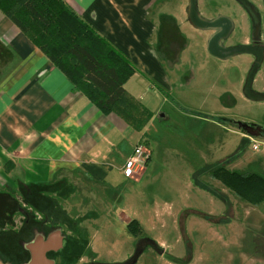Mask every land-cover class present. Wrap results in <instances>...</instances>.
Returning a JSON list of instances; mask_svg holds the SVG:
<instances>
[{"label": "crops", "instance_id": "1", "mask_svg": "<svg viewBox=\"0 0 264 264\" xmlns=\"http://www.w3.org/2000/svg\"><path fill=\"white\" fill-rule=\"evenodd\" d=\"M65 1L133 63L136 72L124 88L151 112L152 117L142 131L137 132L117 116L103 115L87 97L74 92L63 73L0 12V195H14L22 190L23 197L32 195L42 202L55 199L54 207L59 215V198L67 200V206L62 209L63 218L59 219H63L62 223L73 220V242L85 238L88 241L84 243L89 244L107 236L111 227L126 225L127 229L129 212L133 213L131 221H136L143 229L135 214L142 206V201L140 207L136 205L138 198L141 200L142 190L145 187L157 190V182L163 173H167L164 168L173 171L181 167L183 175L178 181H183L185 173L191 169L190 161L198 167L201 160L203 168L205 155L200 146L205 147V133L213 132L209 142L213 145L217 142L220 147L222 124L218 120L224 118L217 117L215 111L208 114L188 112L189 115L187 110H181L185 118L181 126L185 129L176 127L174 131L196 150L195 154L200 156L196 161L190 160L177 147L160 148L161 141L154 136L159 114L146 104L149 98L160 96L168 100L172 93L184 97L195 94L201 100L207 96L204 91L206 81L198 73L200 66L195 49L208 55L206 46L211 32L190 25L188 0ZM196 7L205 19L217 17L205 15L201 0H197ZM224 16L231 20L234 30L235 21ZM161 36L167 42L162 46ZM191 43L195 44L194 50ZM231 59L222 62L230 64ZM189 73L191 79L186 78ZM222 97L221 93L211 97L219 109L222 108ZM207 115L210 118H206ZM160 118L165 119L163 115ZM224 120L237 123L232 119ZM138 144L149 150L148 165L142 175L125 177L122 169ZM156 148L160 149L163 165L153 171ZM175 187L160 189L179 197ZM105 196L108 199L102 200ZM166 201L156 199L152 203L157 207L155 221L160 211H164L163 206L168 205ZM112 203L113 207L117 206L116 211L110 206ZM84 205L89 211L80 213ZM29 206L27 203V211L31 212ZM72 212L73 218L69 216ZM92 226L98 228L88 230ZM143 234L158 245L157 237ZM62 236L63 230L48 236L44 243L47 248L40 255L29 251L36 264H50L46 253L60 249Z\"/></svg>", "mask_w": 264, "mask_h": 264}, {"label": "rangeland", "instance_id": "2", "mask_svg": "<svg viewBox=\"0 0 264 264\" xmlns=\"http://www.w3.org/2000/svg\"><path fill=\"white\" fill-rule=\"evenodd\" d=\"M201 1L205 15L215 17L226 15L235 21L233 34L225 41V46L251 43L252 22L237 0ZM247 1L261 16L259 36L260 40L264 41L263 2ZM163 38L161 36V46L167 43L162 40ZM190 46L193 47L192 50L195 49L194 43ZM195 54L200 66L199 76L206 81L205 100H201L195 94L184 97L172 93V97H167L168 100L158 96L157 99L149 98L146 102L148 107L159 114L154 136L161 141L160 148L177 147L194 161L198 157L195 154L196 150L192 149L184 138V141L179 138L182 137L180 133L174 131L176 127L185 129L183 125L181 126L185 119L181 110H187L184 111L186 113L197 111L206 114L215 111L219 118L264 128V100L252 101L243 92L246 73L251 67L252 59L246 55H239L233 57L229 64L215 60L197 48ZM186 78L191 79L192 74H187ZM253 80L255 82L252 84V91L264 95V61ZM151 92L149 93L153 94ZM218 93L223 95L221 109L214 105L213 99L211 100L213 94ZM208 95L211 97L208 98ZM178 99H181V102ZM162 115L165 119L160 118ZM205 117L210 118L208 115ZM221 124L220 147L217 146V142L214 145L212 141L209 142L213 132L205 133V147L200 146L201 152L205 155L203 168L201 160L198 161V167H194L190 161L191 169L185 173L183 181H178L183 175L181 167L173 171L164 168L167 173H163L155 187L160 189L181 184L174 188L179 191V197H175L171 192L168 195L161 189L158 191L151 187L142 190L141 200L138 198L136 204L140 207L142 201V206L135 214L143 225V232L150 234L148 236L154 239L157 237L159 250L153 247L146 248L135 264H264V204L250 206L234 197L220 181L212 177V171L223 162L228 171L264 176L262 149L264 139L246 133L234 123ZM255 143H262L257 151L253 149ZM159 154L160 149H154L151 166L153 171L159 170V166L163 165ZM21 191H16L14 195H0L2 264H36L28 249L33 246L35 234L40 233L43 237L41 243L44 244L48 236L61 230L63 243L60 249L46 253L50 264L131 263L130 258L135 253L139 239L127 231L126 225L115 229L111 227L107 236L89 244L84 243L88 241L85 238L74 239L73 242V220L62 223L63 219H59L63 218L62 209L67 206L65 203L67 200L59 198V215L55 211V199L42 202L32 195L30 198L23 197ZM106 199H108L106 196L102 198ZM156 199L167 200L168 204L163 206L164 211H160L157 221H155L157 207L152 204ZM27 203L31 212L27 211ZM110 206L117 210L113 203ZM87 211L89 208L84 205L79 212ZM69 216L73 218V212L69 213ZM132 217V212L127 213V223ZM96 228L98 226H92L88 230Z\"/></svg>", "mask_w": 264, "mask_h": 264}, {"label": "trees", "instance_id": "3", "mask_svg": "<svg viewBox=\"0 0 264 264\" xmlns=\"http://www.w3.org/2000/svg\"><path fill=\"white\" fill-rule=\"evenodd\" d=\"M0 12L63 73L73 91L87 97L103 115L113 114L137 132L147 125L151 112L124 88L136 72L133 63L65 0H0ZM212 177L248 204L264 202V178L257 174L228 171L223 162ZM127 230L139 239L130 264L146 248L159 250L136 221L129 222Z\"/></svg>", "mask_w": 264, "mask_h": 264}, {"label": "water", "instance_id": "4", "mask_svg": "<svg viewBox=\"0 0 264 264\" xmlns=\"http://www.w3.org/2000/svg\"><path fill=\"white\" fill-rule=\"evenodd\" d=\"M237 1L244 8L245 12L251 19L253 25V37L256 40L260 33L261 16L253 8L249 1ZM262 2L264 5V0H262ZM196 5L197 0H188L187 17L192 27L198 30L211 32V36L209 37L206 46L208 55L221 61L239 55L253 56L254 62L249 72L247 73L243 92L244 95L252 101H263L264 95H259L252 91V82L258 68L261 66L264 60V42L262 43V45L256 48L245 45L234 47L224 46L223 42L228 38L233 30V23L231 22V20L225 16H217L216 18L210 20L205 19L197 11ZM236 124L239 128L244 129L246 133L264 139V128L257 126H247V124H244L242 122H237ZM35 247L38 251V254L40 255L47 248V245L37 243ZM0 264L2 263L0 262Z\"/></svg>", "mask_w": 264, "mask_h": 264}, {"label": "built area", "instance_id": "5", "mask_svg": "<svg viewBox=\"0 0 264 264\" xmlns=\"http://www.w3.org/2000/svg\"><path fill=\"white\" fill-rule=\"evenodd\" d=\"M262 143H255L253 149L259 150ZM150 153L149 150L143 145L138 144L134 147L132 154L127 159L122 169V173L125 177L133 178L142 174L149 162Z\"/></svg>", "mask_w": 264, "mask_h": 264}, {"label": "flooded vegetation", "instance_id": "6", "mask_svg": "<svg viewBox=\"0 0 264 264\" xmlns=\"http://www.w3.org/2000/svg\"><path fill=\"white\" fill-rule=\"evenodd\" d=\"M254 8V7H253ZM248 15V14H247ZM249 17V16H248ZM264 18V17H263ZM251 20V19H250ZM259 35H260V33H259ZM225 41H227V39L225 40ZM225 41L223 42V44L225 43ZM264 41H261L260 40V36H258V38L255 40L254 39V37H253V33H252V36H251V43L249 44H245V46H249V47H252V48H256V47H258V46H260V45H262V43H263ZM235 46H243V45H235ZM247 57H249V58H251L252 59V64H253V62H254V57L253 56H247ZM264 61V60H263ZM252 64H251V66H252ZM251 68V67H250ZM260 69V67L258 68V70ZM258 70H257V72H258ZM248 73V72H247ZM247 73H246V76H247ZM257 74V73H256ZM255 74V75H256ZM255 77V76H254ZM254 79V78H253ZM254 81V80H253ZM237 125V124H236ZM247 126H253V125H247ZM238 127V126H237ZM240 129H242V128H240ZM243 131H244V129H242ZM36 236H35V239L33 240V246H32V249H30L29 251L30 252H32V250L34 251V252H38L37 250H36V244H37V242L38 241H40V240H42L43 239V237L40 235V233H36L35 234ZM40 243V242H39ZM29 249V248H28ZM50 252H54V251H50ZM33 253V252H32Z\"/></svg>", "mask_w": 264, "mask_h": 264}]
</instances>
